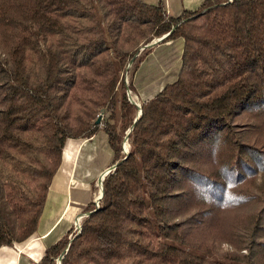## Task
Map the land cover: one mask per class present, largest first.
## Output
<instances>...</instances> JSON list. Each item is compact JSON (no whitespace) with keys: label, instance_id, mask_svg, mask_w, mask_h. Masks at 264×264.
Masks as SVG:
<instances>
[{"label":"trees","instance_id":"16d2710c","mask_svg":"<svg viewBox=\"0 0 264 264\" xmlns=\"http://www.w3.org/2000/svg\"><path fill=\"white\" fill-rule=\"evenodd\" d=\"M164 35L180 66L136 120ZM100 131L99 204L37 264H264V0H0V248L36 232L67 142Z\"/></svg>","mask_w":264,"mask_h":264},{"label":"crops","instance_id":"0c3cea01","mask_svg":"<svg viewBox=\"0 0 264 264\" xmlns=\"http://www.w3.org/2000/svg\"><path fill=\"white\" fill-rule=\"evenodd\" d=\"M157 4L160 0H144ZM170 13L180 15L184 9L195 10L204 0H165ZM175 46L164 61V78L172 77L180 66L182 42L171 41L157 45V50ZM179 49V50H178ZM155 57V52H152ZM179 58V60H178ZM156 67H158L156 65ZM162 68V66H161ZM152 68H149L151 70ZM157 73L153 74L156 77ZM174 77V76H173ZM114 153L107 135L100 131L87 139H70L67 142L61 167L51 183L47 203L36 232L14 247L0 248V264H37L48 247L56 243L75 224L87 215L86 206L101 195L100 180L112 168Z\"/></svg>","mask_w":264,"mask_h":264},{"label":"rangeland","instance_id":"374dc122","mask_svg":"<svg viewBox=\"0 0 264 264\" xmlns=\"http://www.w3.org/2000/svg\"><path fill=\"white\" fill-rule=\"evenodd\" d=\"M171 14L173 16H178L175 11H173ZM173 49H174V47L161 48L155 52V57H151L149 59L147 58V61L149 63L147 66V71L145 72L146 74H145V76L141 75V77H142L141 81H139V78L136 81L137 87L139 89V94L131 91V95L133 96V98L135 99V101L137 102L138 105H141L140 97L143 98V97L152 96L158 90H160L166 83H169V82H172L175 80L176 74L173 75L174 77L172 76V77L164 78L163 76H160V77H155L153 80H150L148 77V75H150L151 73L156 71V68L158 69V67H156V65H158L159 67L161 66V62H163V60H164L163 57H164L165 53L168 52V54H169ZM149 68H152V69L149 70ZM128 148H129V145H127V149H125V150H128ZM71 235H70V237H71Z\"/></svg>","mask_w":264,"mask_h":264},{"label":"water","instance_id":"95a60500","mask_svg":"<svg viewBox=\"0 0 264 264\" xmlns=\"http://www.w3.org/2000/svg\"><path fill=\"white\" fill-rule=\"evenodd\" d=\"M166 36H167V35H164L163 37H160V38L155 39V40H154L150 45H148V46H151V45H155V44L160 43V42H161ZM128 91H129V92H128V94H129V98L131 99V101H132L133 103H135L136 105H138L137 102L135 101V99L133 98V96L131 95V91H130V90H128ZM138 106H139V112H138V115H137L136 120H138V119L140 118V116L142 115V108H141V105H138ZM100 120H101V118H99V119L97 120V122H100ZM125 139H126V144H127V142H128V136H127ZM126 144H125V145H126ZM125 145H123V147H124V151L127 152L128 150H125ZM115 166H116V164L113 165L112 168H114ZM112 168H110V169L108 170V172H109ZM108 172L104 173V175L101 177V180H100V185H101V195H100V198H99V199H101V197H102V195H103V180H104L105 175H106ZM88 214H89V213H87V215H88ZM62 257H63V255H61V256L59 257V259H58V264H61Z\"/></svg>","mask_w":264,"mask_h":264},{"label":"built area","instance_id":"2783aa9c","mask_svg":"<svg viewBox=\"0 0 264 264\" xmlns=\"http://www.w3.org/2000/svg\"><path fill=\"white\" fill-rule=\"evenodd\" d=\"M229 1H231V0H229ZM126 144V139H125V143H124V145ZM127 144H128V142H127ZM125 149H126V145H125ZM96 205H98L99 204V199H97L96 201ZM73 228H74V232H76V231H79L80 230V228H81V223H79V222H75V225L73 226ZM71 237H72V235H71Z\"/></svg>","mask_w":264,"mask_h":264},{"label":"bare ground","instance_id":"6f19581e","mask_svg":"<svg viewBox=\"0 0 264 264\" xmlns=\"http://www.w3.org/2000/svg\"><path fill=\"white\" fill-rule=\"evenodd\" d=\"M127 145H128V144H126V149H127Z\"/></svg>","mask_w":264,"mask_h":264}]
</instances>
